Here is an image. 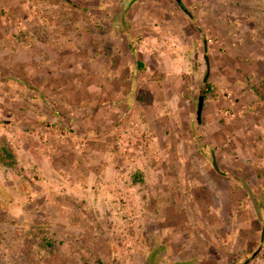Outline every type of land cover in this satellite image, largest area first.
<instances>
[{
  "label": "rangeland",
  "instance_id": "rangeland-1",
  "mask_svg": "<svg viewBox=\"0 0 264 264\" xmlns=\"http://www.w3.org/2000/svg\"><path fill=\"white\" fill-rule=\"evenodd\" d=\"M2 147L0 264H264V0H0Z\"/></svg>",
  "mask_w": 264,
  "mask_h": 264
},
{
  "label": "water",
  "instance_id": "water-1",
  "mask_svg": "<svg viewBox=\"0 0 264 264\" xmlns=\"http://www.w3.org/2000/svg\"><path fill=\"white\" fill-rule=\"evenodd\" d=\"M204 46H205V45H204ZM204 50H205V51L207 50V49H206V46L204 47ZM205 60H206V62H207V58H206V57H205ZM205 80H206V77H205L204 81H205ZM202 103H203V97L200 96V97L198 98V104H197V119H198V120L200 119V115H201ZM212 166H213V168L216 170V172H219L214 157H213V161H212ZM244 186H245V189H246L247 192H248L249 197H250L251 200H252V203H253V206H254L255 212H256L257 217H258V219H259L260 217H259V212H258V209H257V204H256V202H255V199H254L253 195H252V192H251V190H250L245 184H244Z\"/></svg>",
  "mask_w": 264,
  "mask_h": 264
},
{
  "label": "trees",
  "instance_id": "trees-1",
  "mask_svg": "<svg viewBox=\"0 0 264 264\" xmlns=\"http://www.w3.org/2000/svg\"><path fill=\"white\" fill-rule=\"evenodd\" d=\"M138 64L142 66L141 63ZM0 159L3 160V163H6L5 160L12 159V154H10V152L5 147H2L0 148ZM5 165H8V163H6Z\"/></svg>",
  "mask_w": 264,
  "mask_h": 264
}]
</instances>
